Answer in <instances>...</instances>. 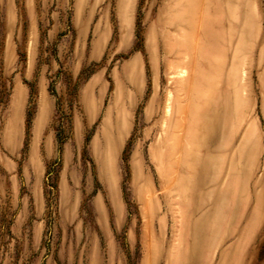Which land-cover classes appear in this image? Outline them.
Wrapping results in <instances>:
<instances>
[{
	"label": "rangeland",
	"instance_id": "obj_1",
	"mask_svg": "<svg viewBox=\"0 0 264 264\" xmlns=\"http://www.w3.org/2000/svg\"><path fill=\"white\" fill-rule=\"evenodd\" d=\"M0 264H264V0H0Z\"/></svg>",
	"mask_w": 264,
	"mask_h": 264
},
{
	"label": "trees",
	"instance_id": "obj_2",
	"mask_svg": "<svg viewBox=\"0 0 264 264\" xmlns=\"http://www.w3.org/2000/svg\"><path fill=\"white\" fill-rule=\"evenodd\" d=\"M29 120H30V114H29V111L26 113V126L27 124L29 123Z\"/></svg>",
	"mask_w": 264,
	"mask_h": 264
}]
</instances>
